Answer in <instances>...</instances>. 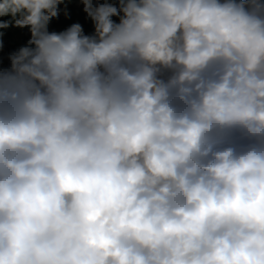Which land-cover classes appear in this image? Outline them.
<instances>
[{
  "label": "clouds",
  "instance_id": "obj_1",
  "mask_svg": "<svg viewBox=\"0 0 264 264\" xmlns=\"http://www.w3.org/2000/svg\"><path fill=\"white\" fill-rule=\"evenodd\" d=\"M70 3L0 0V264H264V0Z\"/></svg>",
  "mask_w": 264,
  "mask_h": 264
},
{
  "label": "trees",
  "instance_id": "obj_2",
  "mask_svg": "<svg viewBox=\"0 0 264 264\" xmlns=\"http://www.w3.org/2000/svg\"><path fill=\"white\" fill-rule=\"evenodd\" d=\"M70 18L65 19L63 15L60 16L58 20H54L50 25V30L62 31L72 23H81L86 34H91L93 31V26L90 20L86 19L85 13L83 12V6L78 3V0H72V3L68 5ZM7 19V18H2ZM5 31V35L2 37L4 41V48L0 51V57L4 58V63L7 65V56L10 52L15 51L19 47L26 44L29 39V33L27 29L15 28V32L20 34L21 38L17 41L13 40V28L10 27Z\"/></svg>",
  "mask_w": 264,
  "mask_h": 264
},
{
  "label": "rangeland",
  "instance_id": "obj_3",
  "mask_svg": "<svg viewBox=\"0 0 264 264\" xmlns=\"http://www.w3.org/2000/svg\"><path fill=\"white\" fill-rule=\"evenodd\" d=\"M13 40L17 41L21 38L20 34L15 32V28H13Z\"/></svg>",
  "mask_w": 264,
  "mask_h": 264
}]
</instances>
